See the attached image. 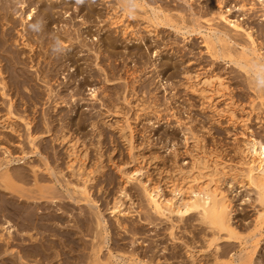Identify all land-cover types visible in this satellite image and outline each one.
<instances>
[{"label":"rangeland","instance_id":"rangeland-1","mask_svg":"<svg viewBox=\"0 0 264 264\" xmlns=\"http://www.w3.org/2000/svg\"><path fill=\"white\" fill-rule=\"evenodd\" d=\"M15 1V6L13 5L12 8H18L19 3ZM43 1L45 7L51 6L54 11L55 19L49 25L47 37H52L55 43L57 40L60 41L63 52L58 55L61 58L62 65L60 62L59 68L53 70L54 73L50 70V65H48V53L50 49L46 51L45 47L41 46L42 43H40L37 34H34L29 27L26 31L27 38L35 45L36 51H29L28 47L19 43L20 41H8L10 48L19 51L21 56H24L23 58L27 64L22 66L25 68L27 76L31 78L30 85H35L34 90L36 92L33 90L25 91L30 94L26 104H23L20 98L22 97L21 94L18 95L15 91H13L14 93L12 92L13 96L15 95L14 100L16 101L15 115H12V121L14 120L13 122L18 123L16 126L19 128V133H11L8 129H1L4 134L0 138V157H2L0 159H5L2 153L4 146L9 147L14 156L18 157L22 156L21 145H24L26 150L30 152L31 145L29 144L26 132L28 130L24 126L25 124L23 125L25 121L21 118L19 119L18 116L25 114H29L31 118L33 116L35 121L32 124V129L37 135L40 134L37 143L41 147L39 149L42 155L45 156L47 154L51 161L55 155L58 158L60 157V162L57 164L60 167L58 166L57 169L64 170L63 173L66 176L61 173L58 174L60 183L57 182L59 191H56L58 196L61 193L59 197L64 196V202L70 205H66L68 210L75 215L73 216L74 218L70 216L71 222L76 224L83 220L95 226L93 214L90 212L92 208L84 201L75 203L67 198L72 192L71 187L66 184L69 177V170L65 168L68 152L65 141L62 143L61 140L56 141L54 139L62 131V125H65L64 132L80 138L82 141L79 142L80 147H83L82 144L88 146L89 157L87 158L88 162L86 161L88 167H91V165V168L96 167L99 155H101L102 161L105 164L103 172L95 173L94 181L90 187H92V195L98 201L102 212H104V216L109 221L112 235L110 244H112L111 247H113L114 252L119 253L120 251L121 254L125 255L126 259L142 257L143 259L147 258L150 260L152 257L157 264H166V262L167 264H193L185 251L188 248L187 246H189L192 250L196 251V262L198 264H214L215 260H213L212 250L203 240V234L205 232L209 233V230H207L205 224H200L197 221V214L192 213L184 216L179 222H175L178 221L176 215H173L171 222V220L165 217L154 214L142 192L140 180L144 181L151 178L152 183L156 184L157 182V184L159 183L162 187H165V192L169 195V182L177 174L179 167L182 166L181 168H184V170L190 168V152H195L193 138L191 137L197 133V135H201V139L203 138V142H201V145L203 143L202 146L205 145V148H209H207L209 152L213 151L219 154L221 156H219L220 159L234 166H239L238 161H241L242 157L240 153H242L241 150L245 147L243 143L245 136L240 135V133L244 131L247 134H251V132L248 133L245 130L247 123L253 129L254 136L264 140V119H262L264 118V106L261 105V100L257 98L259 94L258 87L254 86L256 83L253 82L255 79L257 81L259 77L256 74L254 75L252 71L243 72L245 70L231 61L229 57H221L222 59L220 57H212L206 47L205 35L206 33L209 35V32L212 31L209 30V27L217 24L220 26L224 25L223 23H219L217 19L208 21L211 17L210 8H212L216 0H89L84 5L85 7L81 6L82 3H77V0ZM241 1L226 0L224 9L228 6L226 10H229L231 7L233 8V4L238 7L240 3H250L253 0H249L250 2L248 0ZM31 4L32 7L36 6V10L41 7V1L33 0ZM31 4L26 8V12L29 11ZM248 6L249 4L244 6V8H231L230 12H226H228L229 16L231 15L232 19L241 22L245 20L244 23L247 22L246 24H250L255 30H258V46L260 45L259 47L262 49V58L259 61L264 63V20L262 15L264 10L262 11V7L258 5L257 10L251 9L250 11L247 9ZM19 12L21 11L19 10ZM36 15L34 20H40V13L37 12ZM113 16H122V18L117 24H111L109 17ZM248 18L250 19L248 20ZM16 19L20 20V18ZM126 25L129 26L127 29L128 33L123 34L122 28ZM225 25V28L231 29V27H227V24ZM21 27L22 25H18L20 30H22ZM77 30H81L80 32L83 34L80 39L91 46V48L89 47L91 50L87 47L88 45H83L78 40H75L74 44L75 46L77 45V49L75 48L74 54H70V58L68 55L72 52L70 49H73V46H70V42L66 38V32L72 31V33L76 34ZM13 33L18 38L15 29ZM107 35H111L116 41V48H109L110 51L114 52L115 50L116 54L109 55V52L105 50L104 43L107 40ZM210 35L215 37L213 32H210ZM238 35L234 36L237 38V44L230 41L233 52L237 54L240 50L242 51V45L246 43V45L248 44L246 51L251 57H254V54H251L253 50L252 45H250L251 43H248L249 41L243 33H241L242 36ZM46 41L49 40L46 39ZM47 46L48 48L52 47L51 44ZM209 68L210 72H218L221 76L224 74L222 76L224 79L226 77L225 81L229 85V88H226L224 92L226 91L228 95L224 96L225 99L218 101L217 106L220 109L226 110L228 108L226 104L229 101L228 99L235 97V99L229 101L231 103L229 106L234 107L235 116L237 114L236 118H239L237 123L229 122L228 111L222 112L223 117H219L216 114L217 112L211 108H204L201 95L196 91L192 92V89L187 86L188 80L185 74H183L185 69L191 75H195V73L202 75L206 71L209 72ZM205 69L206 71H204ZM44 74L45 76H43ZM104 77L109 78V81L105 80ZM43 78H46V80L51 79V81L48 84ZM50 87L53 88V97H55V93L63 89L62 96L68 103L64 102L61 106L54 109L53 97L50 98L48 96ZM90 87L97 88V93H99L98 98H93L90 95ZM1 95L0 117L8 109V97ZM125 97L128 98V101L125 100ZM224 100L228 101L225 103ZM103 102H105V105ZM115 104L119 106L120 112L118 113L113 111ZM248 111L250 114H248ZM54 114H56V117H54ZM47 115L50 117L53 115L57 120L49 123V126H47L44 123L45 117H49ZM79 115H86L88 117L91 115L94 119L100 120L98 121L100 122L98 123L99 129L93 128L89 124L90 121L88 119L83 120L79 124L75 121V119L78 120ZM63 116L66 117V120H64L66 123L58 120ZM246 117L248 118L247 121ZM127 118L135 128L133 149H130L128 135L124 133L126 130L120 132L115 128L117 124L126 125L125 119ZM106 119H109V122L113 125L103 124V120ZM58 121L59 123H57ZM99 132H101V137L98 135ZM8 136H10L11 140L7 139L9 138ZM98 140H100L99 143ZM41 153L31 154L30 152V157L23 158L25 160L24 163L19 164L17 162L19 165L16 163L12 168H16V170H21L20 167L22 169L25 167L26 169L30 168L31 161L35 160L39 162L41 160ZM23 159H21V162ZM140 161H142L141 164L146 170L144 169L141 176H139L140 180H133L126 184L129 196L125 199V203H127L126 207L130 212L127 215L120 216L124 224H126V229L118 228L116 224L117 215L109 213L110 210H108V204L118 194L119 187L124 184L121 172L118 169L120 168L121 171L132 170L140 164ZM233 162L238 164H234ZM52 164H54L53 161ZM239 167L244 166L240 165ZM41 177L42 179L44 177V180H40V185H52V181L46 180L45 176ZM225 177L224 180L222 179L224 181L222 187L234 202L233 222L240 234L244 236V239H226L225 237L220 239L219 243L222 249H224V253L220 255V261L236 264L239 253L244 252H241V249L246 245L249 250L252 247L251 237H247V239L245 236L254 230L259 202L256 199V189L246 184V181H244L245 183L241 181L240 176L238 177L240 182L238 178L232 180L230 174H227ZM53 182H55V179ZM146 183H149V181L147 180ZM17 184L21 185V190L28 193H30L29 190L34 188L33 190L35 191L32 193V190L31 194L36 193L34 195H38L36 198L41 195V193H38L39 190H36L34 183L20 182ZM50 194L46 193L48 196H51ZM76 195L74 194V196ZM24 197L21 196L20 199H25ZM49 198H43L42 200H49ZM77 198L79 199V197ZM11 215L13 214H10L9 218L15 221L13 219L15 217ZM0 218L2 217L0 216ZM174 223H178L176 229L174 228L176 237L172 235L171 238L169 228ZM68 224L70 223L68 222ZM76 229L81 232L79 227ZM93 231L91 229L89 231V228L87 230L84 228L82 233H80L87 244L92 239ZM259 239L257 251L252 252L253 264H264V233ZM77 249V251H70V254L74 256L79 255L80 260L78 258V263L82 261L83 255L89 254L90 251L86 253V250L88 251L90 247L85 250L80 247ZM132 254L136 255L131 257ZM233 258L235 259L234 261Z\"/></svg>","mask_w":264,"mask_h":264},{"label":"bare ground","instance_id":"bare-ground-1","mask_svg":"<svg viewBox=\"0 0 264 264\" xmlns=\"http://www.w3.org/2000/svg\"><path fill=\"white\" fill-rule=\"evenodd\" d=\"M34 1H41V7H39V9L37 10H36V6L32 7L31 2H33V0H16L15 2L19 3L17 6L18 8L16 7L12 8V6L14 5V0H0V95L2 94L8 97L7 99L8 109L6 110L7 112H5V114L0 117V138L4 134L2 133L1 129H8L11 133H16V134L19 133V128L16 126L18 123L16 124L15 122H13L14 120L12 121V115L14 114V110L16 107V104H15L16 101L14 100L15 95L13 96V93H14L13 91H15V93L18 95L20 94L22 95V97L20 98L23 104H26L28 102L29 96H30V94L25 91H28V90L35 91L34 90L35 85H30L31 78L27 76L25 68H23L22 66V65L25 66L27 64L25 59L23 58L24 56L22 57L19 51L15 49L13 50L12 48H10V46H8V41L9 40H13L14 42L20 41L19 43H22L25 47H28L29 51H34V50L36 51V47H34L35 45L27 38L26 31H27L28 25L39 22L41 24L40 30L37 32H33V33L37 34L40 40V43H42L41 46L45 47L46 51L50 49L48 53L49 54V64L48 65H50L49 66L50 70H52L53 72V70H56L57 68H59V64L61 62L60 56L56 54L55 52H53L52 50L53 49L52 47L56 43L52 40L53 39L52 37H47V35L49 34V25L52 22H54V19H55L53 8L51 6L45 7L44 5L45 3L43 0H34ZM88 1L89 0H83V3L81 6L85 7L84 5H86ZM225 2L226 0H216L215 1V4L212 6V8H210L211 17L208 19V21L217 19L219 23H223L224 25L227 24V27L229 26L231 27V29L225 28L224 25L220 26L219 24L215 26H210L209 30H212L210 32H213L215 37L211 36L210 32H209V35L206 33L205 43L207 44V46L206 45L205 46L209 50L212 57H215V58L229 57L231 58V61H233L243 70H245L243 72L252 71V73L254 72L253 73L254 75L256 74V76L259 77L258 80L264 79V63L262 61L261 62L259 61L262 58V52H261L262 49L261 47H259L260 45L258 46V43H259L258 42L259 40H257V37L259 36L257 33L258 30H255L254 27L251 26L250 24H246L247 22L244 23L245 20L241 22V21L232 19L230 17L231 15L229 16L228 12L226 11L230 12V10L237 7V5L233 4V8L231 7L232 9L230 8L229 10H226L228 6L226 5L227 7L224 9ZM30 4H31V7L29 8V11L26 12V8L30 6ZM247 4H249L247 9L250 11L251 9L257 10L258 5L262 7L261 8L262 11L264 10V0H253L250 3H240L238 7L244 8V6H247ZM19 10L21 12H19ZM37 12H39L41 15L40 20H34V17L37 14ZM262 15H263V20H264V12L262 13ZM16 18H20V20L18 21ZM109 18L111 20L110 21L111 24H117L118 21L120 22L122 16H113ZM249 19L250 18H248V20ZM32 20H34V22H32ZM18 25H22L21 27L22 30L18 28ZM128 27L129 26L126 25L125 27L122 28L123 34L128 33L127 31ZM14 29L17 31L18 38L15 37L16 35H14L16 32L13 33ZM77 31L78 32H75L76 34L72 33V31L66 32V38L70 42V46H73V49H70L72 50V52L69 51L71 52L68 55V57L70 58H71L70 54H74L75 52L74 50L77 46V45L75 46L74 44L75 40L76 41L78 40L83 45H86V46L88 45L86 42L80 39L81 35L83 34L80 32L81 30L80 31L77 30ZM263 31H264V28H263ZM241 33L245 35L246 39L249 41L248 43H251L250 45H252L253 47L251 54H254V57L253 56L251 57L250 54L246 51L248 47L247 46L248 44L246 45V43L245 45L243 43L242 51L240 50V52L239 53L237 52V54L233 52V49H232L233 47L231 46V42L237 44L238 43L236 41L237 38L234 36H237L238 34L241 35ZM52 36L54 37V35ZM263 37H264V34H263ZM46 39L49 41H46ZM115 42H116L115 39L111 35L110 36L107 35V40H105L104 45H105V50L109 52V55L117 53L115 52V50L114 52L109 50L110 47H112L113 49L116 48ZM48 44L49 45L51 44L52 47L50 46L51 48H48L47 46ZM87 47L91 48V46L89 45ZM61 65H62V62H61ZM204 71H206V69ZM183 74H185L188 80L187 86H189L192 89V92L193 91L198 92L203 98L202 104L204 105V108L205 107L211 108L213 111L217 112L216 114L219 117H223V113L225 111H228L229 122L232 121V122L237 123L239 118H236L237 114L235 116L236 112H234V109H233L234 107L232 108V106L231 107L229 106V104L231 105L229 101L232 98L228 99L229 101L226 100L228 101L227 103L224 100L228 106L226 110L220 109L217 106V102L221 101V99H225L224 96L228 95L226 91L224 92L226 88H229V85L225 81L226 77L225 79L224 77H222L224 74L221 76L218 72H215V71L210 72V68H209V72L206 71L202 75L199 73H195V75H191V73L186 69ZM43 76H45V74ZM105 77L104 79L109 81V78H105ZM43 79L48 84L51 81L50 78H49L50 80L48 79L46 80V78H43ZM258 80L256 81L255 79V81L253 80V82L256 83L254 86L258 87L257 89H258L259 94L257 98L261 100L260 101L261 105L264 106V87H261L258 84ZM248 81H251V80H248ZM67 85H68V82H67ZM62 90L63 89L55 93L54 95L55 97H53L52 95L53 88L50 87V90L48 91V96L50 98L53 97L52 101L54 102V105H53L54 109H56L58 106H61L62 103L67 102L66 99H64L62 96V93H63ZM90 90H91L90 95L93 98L99 97V93H97L96 87L94 88L90 87ZM227 92H230V91H227ZM233 99H235V97ZM125 100L128 101V98L125 97ZM103 104L105 105V102H103ZM113 111L115 113L120 112L119 106L117 104H115ZM248 114H250L249 111H248ZM263 115H264V112H263ZM18 117L19 119L21 118L22 120L25 121L23 125L25 124L24 126H26V129L28 130L26 132L28 134L29 144L31 145L30 147L31 154L32 153L40 154L41 147L40 145H38L39 143H37L38 141L37 139H38V136H40V134L37 135V133H35L32 129V124L35 121V118H33L32 116L33 118L32 119L31 117H29V114L20 115ZM54 117H56V114H54ZM54 117L53 115H51V117L50 116L45 117L44 119L45 125L49 126V123L56 121L57 118H54ZM65 118L66 117L63 116L59 118L58 120L62 122L66 120ZM72 119L74 120V118ZM87 119L90 121L89 124H91L93 128L99 129L98 123L100 122L98 121L100 120L94 119L91 115L89 117L86 115H83V116L79 115L78 120L75 119V121L81 124L83 120H87ZM247 120L248 118L246 119V121ZM59 121L57 123H59ZM103 121H104L103 124L105 125L112 124L109 122V119H106ZM125 121H126V125L117 124L115 128H117L120 132L126 130V132L124 131V133H127L128 140L130 142L129 146L131 147L130 149H133L135 128L128 118L125 119ZM241 121L243 120L241 119ZM244 124L246 123L244 122ZM247 124L245 125L246 126L245 130H247L248 133L251 132V134H247L244 131L240 133V135L245 136V139L243 138L244 139L243 143L245 147H243L242 150L240 149L242 152L240 153L242 154V157L240 159L241 161H238L239 166L241 165L244 167L240 168L239 166L237 165L234 166L231 163L227 164L225 160L223 161V159H220L221 156L219 154L214 153L213 151L209 152L207 150L208 147L205 148L204 147L205 145L202 146L203 143L201 145V142H203L202 141L203 138L201 139L200 138L201 135L199 136L197 135L198 134L197 133L195 135H192L191 137L193 138L192 140L194 143L193 142L192 143L195 147L194 148L195 152L193 151L190 152V155H191L190 156L191 160L189 161L190 168L188 167L189 168V169L187 168L188 170H184V168H181L182 166L179 164L181 167H179L177 174L176 175L174 174L175 175L174 178L172 175L173 179H171L169 182L170 183L169 188H168L169 195L166 194L165 187H162L159 183L157 184V182L156 184L152 183L151 178L147 179L149 183H146L147 182L146 179L144 181L140 180L139 176H141V174L143 173L145 169V167L141 164L142 161H140V164L136 168H133L132 170L127 169V171L126 170L121 171L120 168L119 169L117 168L118 171L121 172V177L124 180V184L119 187V190L117 189L119 192L118 194L116 193L117 195H115L112 201L109 204L107 203L108 210H110L109 213L113 215H117L116 216L117 227L126 229V224H124V221H122L120 216L127 215L130 212V210H128V208L126 207L127 203H125V199L129 196V193H128L129 190H127L126 184L133 180H140L142 183L140 184L142 185V190H143L142 192L150 208L154 211V214H158L160 217H165L166 219L171 220V222H172L173 215L174 216L176 215V217L178 218V221H175V222H179L184 218V216L190 215L192 213H196L197 221L200 222V224H205L207 230H209V233L205 232L203 234V240L206 242L207 246H209L212 250L213 260H215L214 264H228L227 262L220 261V255L224 253L223 251L224 249H222L219 243V240L224 237L226 239L242 240L244 236L240 234L237 226L234 225V222H233V211L235 210L234 209L235 206H233L234 202L226 193L227 191L225 192V190L223 189L222 185L224 181H222V179L224 180L227 174L231 175L232 180H236L240 176L241 181L243 182L246 181V184H249L252 188L254 187L256 189L257 191L256 199L259 202V208L258 209L256 208L257 215L255 217L254 230L249 232V234L245 236L246 238L251 237L252 247L249 250L246 245L245 247L241 249L242 250L241 252L243 251L244 252L239 253V257L237 258L236 264H253L252 252L257 251L256 248H258V244L260 241L259 238L264 233V140L260 137L258 138L254 136L255 133L253 132V129H251L250 126H248ZM64 127L65 125L64 126L62 125V131L60 130L61 134L59 133V136L57 134V137H55L54 139L56 141L61 140L62 143H64L65 141L66 150L68 152L67 154L68 160H67V165L65 164L66 165L65 168L69 170V177H68L69 179L67 178L66 184L67 186L71 187L72 192L70 191L71 193L70 192H69L70 194L68 193L69 195L67 196V198L70 201H74L75 203L84 201L87 205H89L92 208L91 209L92 211L90 212L91 214H93L95 226L92 225V223L90 225L89 222H86L83 220H81V222L80 221L77 222L78 225L77 223L73 224L71 222L72 219L70 218V216L74 218L73 216L75 215L74 213L70 212V210H68L66 205L70 206L69 203L67 204V202L66 203L64 202V198H63L64 196L59 197L61 193L59 196L57 195V191H59L58 183H60L58 174L60 173L64 174L63 173L64 170L62 171V169L60 170L57 169L59 166L57 164H59L60 162L59 160L60 157L58 158V156L54 154L56 157L54 156L52 160L54 164H52L50 157L47 154L44 156L41 153L42 155L41 160H40L41 162L40 161L36 162L35 160H33L30 162L31 164H30V168H28L29 170L26 169V167L23 169L20 167L21 170H18V169L16 170V168H12V166L16 164L17 162L19 164L24 163L25 162L24 159L27 157H30L29 155L30 152L26 150L24 145L20 144L22 156L18 157V156H14L12 150L9 147L4 146L2 153L4 154L5 159L4 158L0 159V216L2 217L0 218V264H157L155 263V259H152V257L150 260H148L147 258L143 259L142 257L141 258L134 257L133 259L132 258L126 259L125 255L123 253L121 254L119 250H118L119 253L113 251L112 249L113 247H111L112 244H110L112 235H111L109 221L104 216L103 214L104 212H102V209L100 205L98 204V201L92 195V192H91L92 187H90L91 183H93L94 181L95 173L103 172V168L105 164L102 161L101 155H99L98 162H97L98 164L94 162L95 164H97L95 165L96 167L91 168L92 165L91 167H88L86 164V161L88 162L87 158L89 157L88 156L89 151L87 149L88 146L86 144H85L86 146L82 144L83 147H80V144H79V142L81 141L80 138L76 136H72L70 134L68 135V133L64 132L63 130ZM98 135L99 137H101V132H99ZM8 137L9 138L7 139H10V136ZM99 142L100 140H98V143ZM21 159H23L22 162H21ZM234 164H238V163H234ZM41 176H45L46 180L52 181V185L50 184L48 186L47 185L42 186V184L40 185L39 183L41 182L40 180H44V177L42 179ZM64 176H66V174H64ZM54 179H55V182H53ZM238 181H239V178H238ZM20 182L34 183L36 186V190H39L38 193H41V195L39 194L40 196L38 198H36L38 195L34 196L36 195V193L32 195L31 191L34 188H32L31 190L28 189L30 193H28L27 191H26L27 193L24 192L23 190H21V185L17 184ZM22 188L25 189V187L23 186ZM34 191L35 190H33L32 193H34ZM48 192L51 193L50 194L51 196L46 195V193L49 194ZM72 193H74L75 195L78 193V195L74 196V194ZM21 196L22 197L25 196L24 197L25 199H20ZM77 197H79V199ZM43 198H47V199L49 198V200L47 199L42 200ZM10 214H13L11 216L15 217L13 218L15 219V221L9 218ZM68 222L70 224H68ZM177 225L178 223H174V225L172 224L170 225L169 232H170L171 238H172V235L176 237L174 233V228L176 229ZM77 227L81 229V232L76 229ZM84 228L86 230L87 228H89V231L90 229L94 230L92 234V239L90 243L88 242V244L86 243V241H84L82 234H80L82 233ZM76 247L77 248L80 247L81 249H84V250L90 247L88 251L86 250V253L90 251L89 254L85 256L83 255V258L81 259L82 261H79L78 263H77L78 258L80 260L79 255L74 256L70 254L72 251H75L77 249ZM187 247L188 248L185 250L187 257L191 260V262H193V264H198L196 262V259H197L196 251L192 250V248L189 246ZM134 255L136 254H132L131 257H133ZM234 260L235 259L233 258V261Z\"/></svg>","mask_w":264,"mask_h":264},{"label":"clouds","instance_id":"clouds-1","mask_svg":"<svg viewBox=\"0 0 264 264\" xmlns=\"http://www.w3.org/2000/svg\"><path fill=\"white\" fill-rule=\"evenodd\" d=\"M77 3H83V0H77ZM29 29H31L33 32H37L40 30L41 28V24L38 22V23H35V24H30L28 25ZM53 52L57 53V54H62L63 52V49H62V46L60 44V41H56V44L53 46ZM258 84L261 86V87H264V79H261L258 81Z\"/></svg>","mask_w":264,"mask_h":264}]
</instances>
